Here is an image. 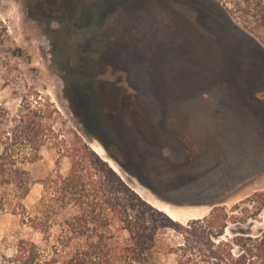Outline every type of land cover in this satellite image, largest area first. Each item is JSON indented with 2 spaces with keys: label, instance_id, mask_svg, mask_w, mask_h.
I'll use <instances>...</instances> for the list:
<instances>
[{
  "label": "rangeland",
  "instance_id": "obj_1",
  "mask_svg": "<svg viewBox=\"0 0 264 264\" xmlns=\"http://www.w3.org/2000/svg\"><path fill=\"white\" fill-rule=\"evenodd\" d=\"M220 1L0 0V120L38 90L57 109V140H85L153 206L184 223L218 205L237 204L240 216V203L264 192V53L227 18L232 0ZM40 153L28 165L31 214L41 181L71 162L50 146ZM243 227L259 232L264 207ZM20 238L48 244L21 215L0 212V253ZM162 247L159 264H177Z\"/></svg>",
  "mask_w": 264,
  "mask_h": 264
},
{
  "label": "trees",
  "instance_id": "obj_2",
  "mask_svg": "<svg viewBox=\"0 0 264 264\" xmlns=\"http://www.w3.org/2000/svg\"><path fill=\"white\" fill-rule=\"evenodd\" d=\"M225 3L227 18L237 15L240 30L264 53V0H232L230 8ZM56 111L38 90L28 89L16 114L5 110L0 120V212L21 215L48 243L43 248L20 238L11 253H0V264H159L161 245L177 264H264V227L257 233L243 227L261 213L264 192L243 200L240 216L231 214L237 204L218 205L209 215L180 222L138 194L85 140H57ZM43 146L69 156L70 168L41 181L43 194L31 214L24 199L37 181L28 165ZM168 230L182 239L175 247L162 242Z\"/></svg>",
  "mask_w": 264,
  "mask_h": 264
},
{
  "label": "bare ground",
  "instance_id": "obj_3",
  "mask_svg": "<svg viewBox=\"0 0 264 264\" xmlns=\"http://www.w3.org/2000/svg\"><path fill=\"white\" fill-rule=\"evenodd\" d=\"M166 212L169 213L174 219L179 220L177 219V214L172 210L166 208ZM181 218H183V216Z\"/></svg>",
  "mask_w": 264,
  "mask_h": 264
}]
</instances>
